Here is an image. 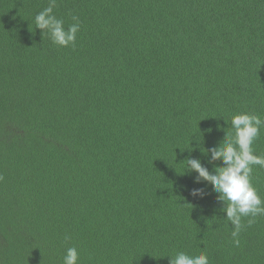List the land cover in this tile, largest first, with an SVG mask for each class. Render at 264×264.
<instances>
[{"label":"trees","instance_id":"obj_1","mask_svg":"<svg viewBox=\"0 0 264 264\" xmlns=\"http://www.w3.org/2000/svg\"><path fill=\"white\" fill-rule=\"evenodd\" d=\"M48 5L0 0V264H63L70 247L79 264H264V216L233 246L185 161L213 172L231 117L264 119V0H56L81 23L74 47L36 28ZM251 182L264 199V168Z\"/></svg>","mask_w":264,"mask_h":264},{"label":"clouds","instance_id":"obj_2","mask_svg":"<svg viewBox=\"0 0 264 264\" xmlns=\"http://www.w3.org/2000/svg\"><path fill=\"white\" fill-rule=\"evenodd\" d=\"M55 7L56 0H49L48 7L35 16L36 28L42 30V34L47 33L55 45L74 47L81 27L79 18L73 16L74 22L66 29L64 21L53 14ZM230 125L231 130L225 133L219 146L207 150V153H210L208 163L213 165V172L199 159L188 158L185 161L186 169L197 174L194 183H210L218 193L217 199L225 205L221 211L226 213V220L233 226L231 243L239 247V237L245 227H250L256 218L264 216V199L251 182L253 166L264 168V155L255 154L253 149L254 141L264 128V119L245 112L233 115ZM216 161H221L222 166H216ZM190 194L200 198L205 195L202 188H194ZM169 258V264H209V258L203 251L196 255L177 252ZM63 264H79V252L76 247L66 250Z\"/></svg>","mask_w":264,"mask_h":264}]
</instances>
